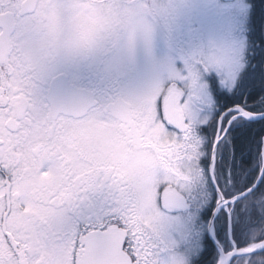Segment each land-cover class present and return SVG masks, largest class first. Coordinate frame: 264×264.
Listing matches in <instances>:
<instances>
[{
  "label": "snow or ice",
  "instance_id": "obj_1",
  "mask_svg": "<svg viewBox=\"0 0 264 264\" xmlns=\"http://www.w3.org/2000/svg\"><path fill=\"white\" fill-rule=\"evenodd\" d=\"M0 264H264V0H0Z\"/></svg>",
  "mask_w": 264,
  "mask_h": 264
}]
</instances>
